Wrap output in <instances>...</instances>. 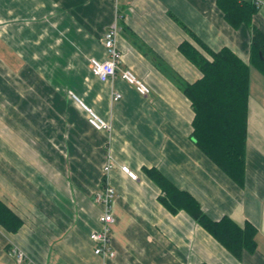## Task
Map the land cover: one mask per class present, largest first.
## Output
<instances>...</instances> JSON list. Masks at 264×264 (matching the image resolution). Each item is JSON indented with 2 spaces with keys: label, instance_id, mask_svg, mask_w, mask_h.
<instances>
[{
  "label": "crops",
  "instance_id": "0c3cea01",
  "mask_svg": "<svg viewBox=\"0 0 264 264\" xmlns=\"http://www.w3.org/2000/svg\"><path fill=\"white\" fill-rule=\"evenodd\" d=\"M249 1V24L264 33V0ZM113 24L118 66L147 84L146 96L90 71L91 57H107L102 37ZM250 34L224 18L218 0H0L9 49L0 52V201L21 220L16 231L0 226V264H264V95L251 92L249 78L237 184L191 137L194 112L182 84L201 73L178 48L187 41L202 50L198 38L250 64ZM71 94L110 129H94ZM144 168L191 194L211 220L252 225L254 252L237 258L185 210L169 211ZM107 184L112 258L96 255L89 239L100 228L93 194Z\"/></svg>",
  "mask_w": 264,
  "mask_h": 264
},
{
  "label": "trees",
  "instance_id": "16d2710c",
  "mask_svg": "<svg viewBox=\"0 0 264 264\" xmlns=\"http://www.w3.org/2000/svg\"><path fill=\"white\" fill-rule=\"evenodd\" d=\"M218 3L224 18L233 27L249 26L250 64L226 46L212 50L194 37L202 51L182 41L178 45L179 51L201 73L196 81L183 83L182 90L194 112L191 137L195 144L237 184H242L250 66L264 77V33L249 24L254 11L249 0H218ZM143 170L163 192L159 200L169 211L185 210L237 258L243 250L254 252L255 229L252 225L246 223L239 227L229 217L211 220L191 194L178 189L157 169ZM20 225V218L0 201V226L16 231Z\"/></svg>",
  "mask_w": 264,
  "mask_h": 264
},
{
  "label": "built area",
  "instance_id": "2783aa9c",
  "mask_svg": "<svg viewBox=\"0 0 264 264\" xmlns=\"http://www.w3.org/2000/svg\"><path fill=\"white\" fill-rule=\"evenodd\" d=\"M117 34V26L111 25L102 37V44L104 46L107 57L103 60H98L94 57L89 59V68L91 73L100 81H106L114 77H119L129 85L133 86L136 92L140 95L146 96L150 89L147 84L141 80L130 68H119L121 54L116 47L115 37ZM72 98L78 105L87 113L88 123L96 130H109L110 124L102 119L93 109L80 101L77 96L71 94ZM119 93H115L113 99H118ZM112 167V162L108 161L104 166V171H109ZM121 170L131 179L136 178V174L127 166L120 167ZM105 178H103V181ZM114 196L113 187L108 184L103 190L95 193V200L101 205V212L98 216L100 228L89 233V239L93 244V252L102 257H114V250L111 247V224L113 223V215L111 212V202ZM18 261L26 259V255L21 250H15ZM30 264H35L30 262Z\"/></svg>",
  "mask_w": 264,
  "mask_h": 264
},
{
  "label": "rangeland",
  "instance_id": "374dc122",
  "mask_svg": "<svg viewBox=\"0 0 264 264\" xmlns=\"http://www.w3.org/2000/svg\"><path fill=\"white\" fill-rule=\"evenodd\" d=\"M5 44L2 39H0V46ZM9 51L7 46L0 47V52H7ZM263 79V80H262ZM250 85H251V92L257 97L260 95L261 97L264 95V77L260 74L254 67H250ZM72 93L76 94L75 92L71 91ZM73 94V95H74ZM76 96V95H75ZM261 97H258L260 99ZM261 101L264 102V98H261ZM93 199L95 200V194H93ZM95 202H97L95 200Z\"/></svg>",
  "mask_w": 264,
  "mask_h": 264
},
{
  "label": "bare ground",
  "instance_id": "6f19581e",
  "mask_svg": "<svg viewBox=\"0 0 264 264\" xmlns=\"http://www.w3.org/2000/svg\"><path fill=\"white\" fill-rule=\"evenodd\" d=\"M120 52V51H119ZM135 73V72H134ZM119 166V165H118Z\"/></svg>",
  "mask_w": 264,
  "mask_h": 264
}]
</instances>
